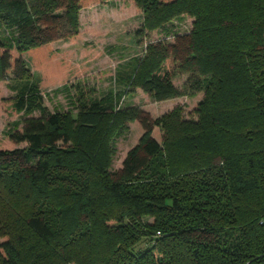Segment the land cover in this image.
I'll use <instances>...</instances> for the list:
<instances>
[{
    "label": "trees",
    "instance_id": "obj_1",
    "mask_svg": "<svg viewBox=\"0 0 264 264\" xmlns=\"http://www.w3.org/2000/svg\"><path fill=\"white\" fill-rule=\"evenodd\" d=\"M105 1L0 0V82H19L5 109L25 117L0 140V264H264V0H133L138 36L192 19L145 47L129 86L156 103L203 93L194 121L115 109L114 95L50 112L40 86L71 71L52 44L76 40L78 11ZM131 122L142 134L111 170Z\"/></svg>",
    "mask_w": 264,
    "mask_h": 264
},
{
    "label": "rangeland",
    "instance_id": "obj_2",
    "mask_svg": "<svg viewBox=\"0 0 264 264\" xmlns=\"http://www.w3.org/2000/svg\"><path fill=\"white\" fill-rule=\"evenodd\" d=\"M79 23L78 38L74 41H56L52 48L63 51L56 60L61 67L71 71L65 80L40 86L43 105L50 112H76L78 96L88 100L101 99L114 95L117 99L115 109L129 107L139 108L153 119L163 118L175 109H179L183 120L194 121L203 93L183 96L164 102H153L139 88L129 86L137 60L144 55L145 47L152 43H172L175 35H183L191 30L192 19L182 15L173 19L165 30L144 32L141 30L142 13L133 0H107L90 2L77 13ZM8 32L0 27V40L7 37ZM28 71V81L35 82L41 77V71L32 62L29 55L21 54ZM186 75L180 74L173 79V84L182 89ZM17 81L0 82V140L10 133L21 132L24 115L8 114L5 107L15 97L14 88ZM31 116L38 117L34 112ZM142 134L138 123L131 122L127 130L114 138L112 143L111 170L120 168L126 153L134 147ZM153 138L163 143V132L155 128ZM20 145L18 147H23ZM145 244H141L143 247Z\"/></svg>",
    "mask_w": 264,
    "mask_h": 264
}]
</instances>
